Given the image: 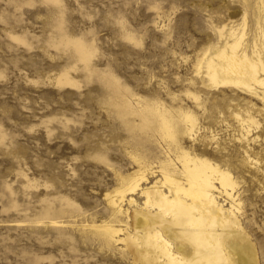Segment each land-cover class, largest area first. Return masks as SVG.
Wrapping results in <instances>:
<instances>
[{
	"label": "rangeland",
	"instance_id": "rangeland-1",
	"mask_svg": "<svg viewBox=\"0 0 264 264\" xmlns=\"http://www.w3.org/2000/svg\"><path fill=\"white\" fill-rule=\"evenodd\" d=\"M258 1L0 0V264H136L91 226L114 220L106 196L138 170L132 152L154 171L165 160L160 111L197 120L180 146L238 181L243 234L264 264V101L199 69L224 26L245 24L248 54L264 60ZM246 112L259 126L239 140Z\"/></svg>",
	"mask_w": 264,
	"mask_h": 264
},
{
	"label": "bare ground",
	"instance_id": "bare-ground-1",
	"mask_svg": "<svg viewBox=\"0 0 264 264\" xmlns=\"http://www.w3.org/2000/svg\"><path fill=\"white\" fill-rule=\"evenodd\" d=\"M257 5L261 11L264 0ZM226 28L220 30L224 45L199 60V69L205 68L211 85L242 88L264 101L262 54L256 46L252 55L248 54L245 24L241 29ZM155 115L160 137L166 142L165 160L154 171L132 152L138 170L118 175L120 187L106 196L114 220L91 228L108 245H122L136 264H257L243 234L238 181L220 164L180 146V135L193 138L198 133L197 120L185 114L180 120L182 126L165 111ZM236 117L242 127L239 140L248 139L252 129L259 126L255 115L246 112L244 117ZM245 154L246 161L253 163L247 151ZM156 174L160 179L152 184L150 179L158 178ZM136 197L144 202L139 203ZM224 197L230 200L229 207L226 200L221 201ZM243 241L246 248L240 245ZM248 249L252 259L242 255ZM238 250L240 254L244 251L240 259L235 258Z\"/></svg>",
	"mask_w": 264,
	"mask_h": 264
}]
</instances>
